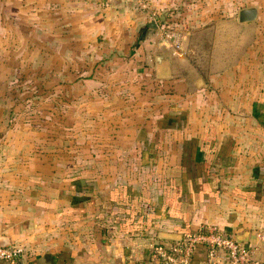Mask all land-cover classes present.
<instances>
[{
  "label": "crops",
  "instance_id": "crops-1",
  "mask_svg": "<svg viewBox=\"0 0 264 264\" xmlns=\"http://www.w3.org/2000/svg\"><path fill=\"white\" fill-rule=\"evenodd\" d=\"M35 1L26 8L54 16L57 56L85 63L83 78L118 80L87 106V143L102 145L84 166L58 151V130H40L50 153H27L33 183L0 181V238L25 249L0 264H153L154 243L204 224L241 236L264 264V22L194 24L192 16L177 23L186 33L175 38L162 32L157 0ZM6 14L0 27L13 29ZM193 35L209 37L206 64L189 53ZM164 53L169 62L157 67L155 55ZM127 157L135 170L125 168ZM111 158L118 165L105 168ZM206 255L197 245L190 264H208Z\"/></svg>",
  "mask_w": 264,
  "mask_h": 264
},
{
  "label": "rangeland",
  "instance_id": "rangeland-1",
  "mask_svg": "<svg viewBox=\"0 0 264 264\" xmlns=\"http://www.w3.org/2000/svg\"><path fill=\"white\" fill-rule=\"evenodd\" d=\"M5 1L0 0V11L5 16L8 13L7 20L10 19L8 21L14 26L9 30L6 29L7 25H4L5 28L0 27V171L7 176L0 174V181L7 185L18 184L23 178H27L23 163L28 159V152L36 153L35 156L31 154L33 157L38 156L39 150L43 154L50 153L48 149H42L45 147V137L41 136L43 132L50 130L59 131V135L56 136L62 140V144L59 145L63 151L62 149L58 151L67 156L65 160L70 157L69 159L75 162L71 157L77 156L79 159L75 162L76 165L84 166L85 154L92 152L93 149L98 150L102 145L87 143L86 134L89 132L86 115L92 114V111H87V106L90 103L94 104L95 100L104 98L102 93L105 90L100 88L108 86L113 88L118 78L108 76L83 78L88 69L84 67L85 63L71 64L56 55V50H60V44L56 41L53 15H44V10L37 7L33 10L26 8L28 3H34L35 0H27L28 3L23 2L19 7H15V0H12L9 6ZM141 1L140 4H148L150 0L142 1L143 3ZM157 2L160 4V13L156 14V17L162 24V32L175 30V38L186 33L183 26L176 27L179 26L177 23L181 24L182 19L193 16L194 24H202L206 19L220 21L230 16L237 18L238 10L246 6H257L260 13L259 21L264 22V0H157ZM2 18L5 17L0 16V20ZM40 21L42 23H39ZM170 23L173 28L167 26ZM42 27L45 30H42ZM166 27L169 28L168 31ZM207 38L209 37L203 35L190 37L194 42L192 41L193 45H190L189 53L199 64H206L211 53ZM87 88L92 90L88 92ZM106 93L105 96L112 97V91ZM94 116L92 120L95 122L97 115ZM90 129L89 135L92 131L96 133L99 126L93 125ZM39 140L43 143L40 144ZM53 145L49 144L48 147L51 148ZM135 146L131 145V149ZM127 152L134 153L135 150ZM113 160L114 158H111L105 168L118 165V161L113 163ZM123 161L128 171L135 170L133 159L127 157ZM36 163L43 168L49 166L48 163L41 165L39 159H36ZM9 166L14 168L8 170ZM8 171L19 175H7ZM131 175L134 176L133 173ZM27 181L33 183L29 178Z\"/></svg>",
  "mask_w": 264,
  "mask_h": 264
},
{
  "label": "built area",
  "instance_id": "built-area-1",
  "mask_svg": "<svg viewBox=\"0 0 264 264\" xmlns=\"http://www.w3.org/2000/svg\"><path fill=\"white\" fill-rule=\"evenodd\" d=\"M169 33L174 35V32ZM197 245L206 247L208 264L222 256L227 260V264H257L249 248L215 224H204L196 230L185 232L172 242L154 243L149 258L153 264H190L193 250ZM24 250L21 244H0V259L14 261L24 253Z\"/></svg>",
  "mask_w": 264,
  "mask_h": 264
},
{
  "label": "water",
  "instance_id": "water-1",
  "mask_svg": "<svg viewBox=\"0 0 264 264\" xmlns=\"http://www.w3.org/2000/svg\"><path fill=\"white\" fill-rule=\"evenodd\" d=\"M257 16H258V8L255 5L242 7L238 10V13H237V18L240 22L253 21L257 18ZM169 58L170 56L167 53L155 55L156 66L161 67V66L167 65L169 62ZM235 237L238 241L241 242V238H242L241 236H235ZM0 244L8 245L10 244V242H4L0 238Z\"/></svg>",
  "mask_w": 264,
  "mask_h": 264
},
{
  "label": "trees",
  "instance_id": "trees-1",
  "mask_svg": "<svg viewBox=\"0 0 264 264\" xmlns=\"http://www.w3.org/2000/svg\"><path fill=\"white\" fill-rule=\"evenodd\" d=\"M95 170H96V168H95V166L93 167ZM82 172H83V174L86 172V170H82ZM137 197V196H136Z\"/></svg>",
  "mask_w": 264,
  "mask_h": 264
}]
</instances>
